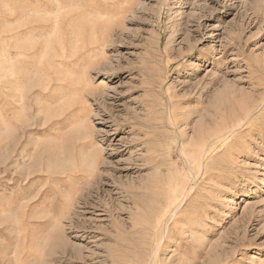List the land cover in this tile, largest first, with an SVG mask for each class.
<instances>
[{
  "label": "rangeland",
  "instance_id": "1",
  "mask_svg": "<svg viewBox=\"0 0 264 264\" xmlns=\"http://www.w3.org/2000/svg\"><path fill=\"white\" fill-rule=\"evenodd\" d=\"M0 264H264V0H0Z\"/></svg>",
  "mask_w": 264,
  "mask_h": 264
},
{
  "label": "bare ground",
  "instance_id": "2",
  "mask_svg": "<svg viewBox=\"0 0 264 264\" xmlns=\"http://www.w3.org/2000/svg\"><path fill=\"white\" fill-rule=\"evenodd\" d=\"M107 175H105V177H106Z\"/></svg>",
  "mask_w": 264,
  "mask_h": 264
}]
</instances>
